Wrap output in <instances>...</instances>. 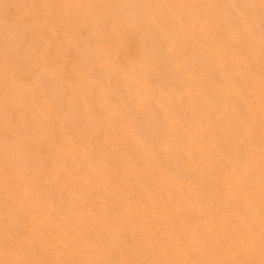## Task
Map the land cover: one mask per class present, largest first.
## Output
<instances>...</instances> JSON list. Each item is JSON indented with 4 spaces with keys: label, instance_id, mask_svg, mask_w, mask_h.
Here are the masks:
<instances>
[{
    "label": "bare ground",
    "instance_id": "bare-ground-1",
    "mask_svg": "<svg viewBox=\"0 0 264 264\" xmlns=\"http://www.w3.org/2000/svg\"><path fill=\"white\" fill-rule=\"evenodd\" d=\"M72 1L0 12V264H264V0Z\"/></svg>",
    "mask_w": 264,
    "mask_h": 264
},
{
    "label": "rangeland",
    "instance_id": "rangeland-1",
    "mask_svg": "<svg viewBox=\"0 0 264 264\" xmlns=\"http://www.w3.org/2000/svg\"><path fill=\"white\" fill-rule=\"evenodd\" d=\"M6 1V2H5ZM10 2V3H8V2ZM54 1V0H53ZM52 0H25V1H23V0H16V2L13 0H0V3L2 2V4L0 5L1 7H0V12H12V10L15 12V11H17V10H15V9H18V11L20 10V11H30V12H32V11H34V12H36V11H43V10H48V9H50L49 7H45V6H47V5H45V3L46 4H55V1L53 2ZM64 0H56V5L58 6V4L60 3V2H63ZM72 0H70V2H71ZM77 3L79 2V3H82V2H84L83 0H75ZM75 1H72V2H75ZM4 2V3H3ZM25 2V3H24ZM43 2V4H40V3H42ZM52 2V3H51ZM85 2H86V0H85ZM5 3H7V4H5ZM17 5H16V4ZM33 3V4H32ZM58 3V4H57ZM5 4V5H4ZM8 4H10V5H8ZM14 5V6H12V8H11V5ZM19 4H20V6H19ZM75 4V3H74ZM24 5V6H23ZM30 5V6H29ZM43 5H45L44 7H43ZM56 5H54V7L52 8V9H54V10H62L63 8H59V7H57ZM77 5H80V4H77ZM5 6V7H4ZM10 6V7H9ZM16 6V7H15ZM19 6V7H18ZM23 6V7H22ZM35 6V7H34ZM41 6V7H40ZM55 6L57 7V8H55ZM15 7V9H13ZM18 7V8H17ZM34 7L35 9H33L32 10V8ZM43 7V8H42ZM7 8H9L10 9V11H8L7 10ZM4 9H5V11H4ZM12 9V10H11ZM31 9V10H30ZM52 9H50V10H52ZM70 9V8H69ZM69 9H66V10H69ZM64 10V9H63ZM71 10H80V7H79V9H78V7L76 8L75 6H74V8L72 9L71 8ZM29 12V13H30Z\"/></svg>",
    "mask_w": 264,
    "mask_h": 264
}]
</instances>
